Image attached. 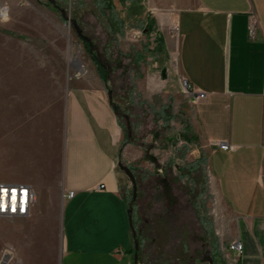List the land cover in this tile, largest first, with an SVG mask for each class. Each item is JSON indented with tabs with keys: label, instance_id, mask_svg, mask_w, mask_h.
Segmentation results:
<instances>
[{
	"label": "crops",
	"instance_id": "1",
	"mask_svg": "<svg viewBox=\"0 0 264 264\" xmlns=\"http://www.w3.org/2000/svg\"><path fill=\"white\" fill-rule=\"evenodd\" d=\"M24 3L33 5L0 0L7 11L0 16V183L30 186L37 203L26 218L1 219L14 251L5 264H49L45 245L56 246L51 264H131L132 222L117 169L121 161L139 165L145 152L125 144L101 70L60 76L59 15L55 22ZM143 5L134 19L145 16L153 27L162 17L179 32L158 28L154 54L176 55L180 84L187 79L207 96L190 127L208 157L209 193L227 212L230 245H243L241 256L232 252L235 264H264V0ZM149 75L136 81L143 94L156 89ZM223 143L234 149L221 150Z\"/></svg>",
	"mask_w": 264,
	"mask_h": 264
},
{
	"label": "rangeland",
	"instance_id": "2",
	"mask_svg": "<svg viewBox=\"0 0 264 264\" xmlns=\"http://www.w3.org/2000/svg\"><path fill=\"white\" fill-rule=\"evenodd\" d=\"M96 1L30 0L32 7L27 3L24 7L54 14V21L56 14L59 15L56 21L59 23L60 51L65 55L60 76L98 75V71H102L96 63L98 59L106 66L109 88L115 90L121 113L128 115L127 119L123 116L121 120L126 135L133 132L137 141L148 148L145 150L134 145L145 152L137 166L121 161L132 170L136 179L135 199L131 180L120 168L117 169L132 209L135 231L141 236L143 256L142 262L139 257L138 264H235L236 257L228 240L227 212L216 205L209 193L211 171L207 154L193 135L185 136L195 104L179 82L176 73L178 58L175 55L167 59L164 55L154 54L157 29L171 32L177 38V24L168 25V21L161 17L148 34L145 16L134 20L128 16L132 0H108L123 23L124 36L116 37L110 33L109 23L97 8ZM140 1L144 7V0ZM75 24L90 40L91 46L77 35ZM94 51L95 58L92 56ZM120 52L125 56L119 57ZM136 56L144 58L140 63L144 77L154 71L156 89L151 94H143L137 87L135 92H139L141 98L140 101L135 98L133 102L132 86L120 67L136 68ZM163 70L167 73L166 80L162 78ZM147 104L157 112L170 110L173 119L168 124L165 119L156 121ZM157 134L158 139L155 138ZM104 145L111 149L110 143ZM148 155L154 156L157 163L149 160ZM196 163L197 168H193ZM163 179L171 188L170 198L165 194ZM6 225L7 222L0 219V264L14 254L13 249L4 243ZM42 251L46 260V254L49 255V264L54 263L56 246L48 249L45 245ZM210 257L212 263L204 261ZM131 264H135L134 257H131Z\"/></svg>",
	"mask_w": 264,
	"mask_h": 264
},
{
	"label": "trees",
	"instance_id": "3",
	"mask_svg": "<svg viewBox=\"0 0 264 264\" xmlns=\"http://www.w3.org/2000/svg\"><path fill=\"white\" fill-rule=\"evenodd\" d=\"M140 3V0H137V4H131V7L130 10H129V17L131 19L134 20V17L135 16H138L142 13V6L139 4ZM55 5V4H54ZM96 5H97V8L99 9L100 13L106 17L108 23H109V27H110V33H112L113 35H115L117 37V35L119 36H124V32H123V23L121 21V19L119 18L116 10H115V7L112 5V4H108V0H97L96 1ZM56 8H58L56 6ZM152 24V23H151ZM150 24V22L147 23V31L148 33L151 32V28H152V25ZM96 52L94 51L92 53V56L93 58H95L96 56ZM119 57H124L125 55L123 53H119L118 54ZM137 59V62H136V68H133L132 70H129V69H126L125 67H120L123 69V71L125 72V75L128 77L127 79H129V84L132 86V92H131V96H132V100L133 102L136 100L135 98H139V101H140V98H141V94L139 92H135L136 88H137V84H136V80L137 79H140L143 77V73H142V69H141V65L140 63L142 62V60H144V58H138L136 56L135 60ZM97 60V59H96ZM96 63L100 66V68L102 69V77H103V81L105 83V87L107 88V90L109 91V93H111V96H110V105L111 107L113 108L116 116H117V119L119 120V122L121 123V120L123 118V116L127 119L128 115L127 114H122L121 113V108L119 106V104L117 103L116 101V93H115V90H113L112 88H109V79H108V69L106 68V66L98 59L96 61ZM120 65H121V62H120ZM128 72H130V76L128 75ZM131 73L133 74V77H131ZM147 106L152 110V114L155 116V120H163L165 119L167 121V124L173 119V116L170 112V110H167V109H164L163 112H157L155 110L152 109V107L147 104ZM157 118V119H156ZM187 129H186V135L185 136H191L193 135V131L190 127V125L186 126ZM158 134L155 136L156 139H158ZM125 144H133V145H137V146H141L143 147L145 150H147V146L144 145V144H140L137 139L135 138L133 132L129 135H127V138H126V141H125ZM197 168V163L195 165H193V168ZM158 175L160 173L159 170H157L156 172ZM171 192V191H170ZM129 209H130V206H129ZM131 216V222H132V234H133V239L134 241H138L139 243V250H138V255L140 257V261L142 262V248H140V243H141V236H139L137 233H136V226H135V221H134V217H133V214L131 213L130 214ZM134 252H135V249H134Z\"/></svg>",
	"mask_w": 264,
	"mask_h": 264
},
{
	"label": "built area",
	"instance_id": "4",
	"mask_svg": "<svg viewBox=\"0 0 264 264\" xmlns=\"http://www.w3.org/2000/svg\"><path fill=\"white\" fill-rule=\"evenodd\" d=\"M7 11L0 12V16L5 17ZM256 21H251L250 37L255 36ZM178 30V29H177ZM181 85L184 93L189 97L193 104H198L202 100L206 99V94L195 90L192 84L187 79H182ZM223 151H230L234 149L227 143L218 145ZM105 185L99 186L100 190H103ZM6 193V195H5ZM13 194L15 195V201L13 203ZM75 192H69L68 198H73ZM0 219L13 221L28 217L31 215L34 207L37 203L36 193L30 186L26 185H8L0 183ZM230 250L235 252L238 256L243 254V245L239 242L232 243ZM5 264V262H4Z\"/></svg>",
	"mask_w": 264,
	"mask_h": 264
},
{
	"label": "water",
	"instance_id": "5",
	"mask_svg": "<svg viewBox=\"0 0 264 264\" xmlns=\"http://www.w3.org/2000/svg\"><path fill=\"white\" fill-rule=\"evenodd\" d=\"M75 30H76L77 35L82 40H84L86 43H88L91 46L90 40L85 35H83L82 31L79 29V27L77 26V24H75ZM162 78L164 80L167 78L166 70H163L162 71ZM109 95L111 96V93H109ZM148 159L151 160L154 164L157 163V159L154 156H152V155H148ZM118 167L131 180L132 185H133V191H134V199H135L136 198V195H137V183H136V179L134 177V174H133L132 170L129 167L125 166L122 162H119L118 163ZM162 182L164 183L165 194H166V196L168 198H170L171 196H170V187H169V184H168L167 180H165V179H163ZM131 213H132V209L130 208L129 209V214H131ZM134 249H135L134 261H135V264H138V260H139V256H138L139 243L136 240L134 241ZM7 260H8V258L6 259L5 263L7 262ZM209 262L212 263L213 260L210 258Z\"/></svg>",
	"mask_w": 264,
	"mask_h": 264
},
{
	"label": "snow or ice",
	"instance_id": "6",
	"mask_svg": "<svg viewBox=\"0 0 264 264\" xmlns=\"http://www.w3.org/2000/svg\"><path fill=\"white\" fill-rule=\"evenodd\" d=\"M5 195H6V193H5ZM0 198H2V197H0ZM12 199H13V203H14V201H15V195L14 194H13Z\"/></svg>",
	"mask_w": 264,
	"mask_h": 264
},
{
	"label": "flooded vegetation",
	"instance_id": "7",
	"mask_svg": "<svg viewBox=\"0 0 264 264\" xmlns=\"http://www.w3.org/2000/svg\"><path fill=\"white\" fill-rule=\"evenodd\" d=\"M170 191H171V188H170ZM210 258H211V257H210ZM210 258H204V261H205V260H208V261H209ZM211 259H212V258H211ZM212 260H213V259H212Z\"/></svg>",
	"mask_w": 264,
	"mask_h": 264
}]
</instances>
